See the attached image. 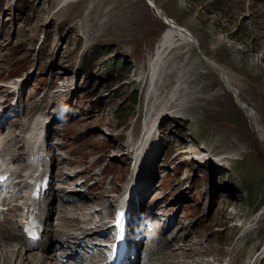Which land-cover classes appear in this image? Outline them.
<instances>
[{
  "label": "rangeland",
  "instance_id": "1",
  "mask_svg": "<svg viewBox=\"0 0 264 264\" xmlns=\"http://www.w3.org/2000/svg\"><path fill=\"white\" fill-rule=\"evenodd\" d=\"M65 1L0 0V70L3 78L10 72L18 73L10 85L19 86L14 106L19 112L0 121V135L12 130L15 118L27 112L30 102L48 93L44 108L28 111L26 128L38 132L39 119L48 117L53 129L69 138L70 145L64 143L63 147L66 154L76 149L72 156L84 155L81 159L86 160L92 152V160L100 148L106 153L104 157L111 154L110 162L117 163H109L113 178L121 174L126 179L136 160H121L114 150L122 153L129 138L126 134L132 131L139 114L142 127L152 106L158 112L170 102L168 108L174 109L159 117L161 130L156 137L161 142L155 148L154 140L148 142L139 155L143 172L149 169L147 162H152L151 174L157 164L153 183L161 185L147 195L145 207L158 211L157 215L164 218L162 223L172 220V227H177L179 219L189 225L199 224L198 237L192 242L184 234L187 238L181 243V253L199 254L187 259V264H221L233 242L238 249L246 245L247 238L257 247L262 244L261 250L253 254L245 246L237 264H246L251 254L258 262L264 254V141L223 75L236 89L239 101L253 109L264 126V0H155L169 19L196 38V43L169 52L157 78L155 95H149L153 89L149 61L168 28L158 9L150 6L149 0ZM141 68V80L149 79L148 91L142 89L136 75L131 76ZM59 78L63 86L52 89ZM133 78L138 79L133 82ZM118 79H127V83L113 96H106ZM8 89L10 93L13 88ZM134 90L137 93L133 94ZM17 93L7 99V112L0 107L1 115L12 112ZM103 96L106 109L96 116L102 110L96 104ZM84 113L89 119L83 118ZM121 131L125 134L118 136ZM16 134L21 135L18 128ZM179 149L196 154L202 150L210 154L211 150L217 156L235 150L232 154L238 159L222 161L225 165L218 167L220 157L200 164L198 155L192 157L191 164H181L191 153L180 152L176 157ZM178 164L182 168H176L180 172L176 174ZM72 168L69 165L66 171L72 172ZM111 177L108 172L107 179ZM121 180L117 177L111 189ZM184 204L189 206L184 208ZM241 221L253 229L245 234V228L237 227ZM166 229L168 233L170 225ZM185 230L182 226L176 233ZM55 251L59 252L57 248Z\"/></svg>",
  "mask_w": 264,
  "mask_h": 264
},
{
  "label": "bare ground",
  "instance_id": "2",
  "mask_svg": "<svg viewBox=\"0 0 264 264\" xmlns=\"http://www.w3.org/2000/svg\"><path fill=\"white\" fill-rule=\"evenodd\" d=\"M65 2L68 3L69 1L67 0ZM149 5L152 6L153 8L158 7L155 0H150ZM61 8L62 6L58 5L57 9L60 10ZM158 11L161 17H163V19L168 24V28L163 33L162 38L156 47L155 56L152 59L150 58L149 61V70H150L149 76L151 78L150 83L153 88L151 91L149 90V95L150 93L151 95L156 94L155 90L158 86L157 81L159 80L157 78L158 76H160L161 69L165 66L164 64L167 58L169 57L170 53L174 49L179 48V46L189 44L190 42L196 43V41H194V39L196 38L189 30H187L182 26H179L176 22L169 19V17L164 11H163L164 14L160 12L159 9ZM204 59L208 62L210 61L209 63H213L214 65H216V63L213 62L212 60L208 58H204ZM139 75H141V72ZM137 79L138 78L136 79L133 78L131 80L134 82ZM3 91L8 92V90L5 87L3 88L2 85H0V93ZM174 96L175 95L171 96L172 99L174 98ZM147 98H149L150 100L149 96ZM41 101L43 102L42 99ZM42 102H40L39 105ZM169 103L170 102L163 104L160 111L158 112H156V108L152 106L149 112H147L148 118L150 117V119L146 123L145 128H143L141 133H138L139 130L138 127H136L133 133L131 134L128 143L126 145L123 143L121 158H125L128 161L133 159L134 161L137 158V156H135L138 154L137 151L140 149V147H144L146 145L148 141V137L151 138V141L154 140L153 144L156 145V141H155L156 130L153 131L152 128L154 126L148 123L152 120V118L156 114L165 115L169 111L173 110L174 107L168 108ZM239 103L243 105L242 107V105L239 104L244 111L247 110L245 112L246 115L250 118L251 122L255 126V129L258 131V134L261 137L260 139L264 141V126L261 124L256 112H254L253 109L250 110L248 106L244 105L241 101ZM39 105L37 102L36 106ZM41 124H42V129L40 130V132L45 131V124L43 122H41ZM14 125L18 127L21 131H26L23 121L20 120L16 122ZM62 137H63V141H62ZM62 137L59 139L57 145L60 148L66 146L64 145V143H66L67 146L70 145L68 136L64 134ZM134 138L138 140L137 143L135 144V150L132 152L130 151L126 152L124 148L129 150ZM143 139H145L144 143L142 142ZM13 140H16L15 143L13 144L15 154L14 156L8 157L6 156L5 152L9 146V141H13ZM18 140L19 139L15 134H13L10 138L5 136L2 142L3 147L0 148V154L3 157L9 158L13 163H15L14 161L19 158L21 159L22 157H26V161H24V166H23L25 167L29 163L30 155L27 154V151L24 152L27 154V156L23 155V151L20 149V146L18 145ZM50 150L52 152V156L55 157V149L50 147ZM104 155H106V153L102 152L103 157ZM230 155L232 158H235V156H233L234 154L231 153ZM200 158L198 159V162ZM72 159L73 158L70 155L62 154V156H60V160L58 161V171L56 176L57 179L61 182L62 189L65 190V193L59 195L56 192L57 188L56 190L55 188H52V190L49 192L48 196L44 200L45 206L42 207V214L47 222L50 219L55 209V205H56L55 199H57V197L59 198V201L62 204L59 210V218H58L59 221L57 222V225L53 227V225L48 221L47 227L44 231L43 239L40 242L27 243V241H25V239L22 238L18 233V231L20 230V225L17 219H14L11 215L5 216L4 219L0 220V264H84L82 260H78L81 259L82 257L78 255L76 250H78L83 245H88L91 242L90 239L92 238L93 230L106 227L107 225L106 218L108 217L109 214V213L107 214L104 213V210L106 209L105 206L101 207L99 210L98 209L93 210V206L94 204H103L109 202L110 203V205L108 206L109 208L114 203L115 197L111 196L112 195L111 190L105 188L106 181H104L102 178L99 177L96 178L94 183L87 186L85 191L86 193L84 194H76L73 192H69L71 191V189H69V191L67 192L65 186L69 185V187L72 188L74 184H77L75 180L81 174L83 173L88 174L85 182H83L81 185L87 184L89 177H93L96 174H100L99 172L94 171L93 169L94 163L92 162L88 163V158L86 160L80 159V162L84 164V167L82 169L73 170L72 172L66 171L69 165L74 167ZM107 166H109V163ZM18 167L21 166L20 165L9 166V169L13 172H16L18 170ZM112 167L113 166H111L110 168ZM151 167H152V162L149 161L148 162L149 169L146 172L144 171L143 174H141L140 176H138L137 185L134 187L133 185H134L135 176L132 175L131 177L128 190L129 188L133 187L132 189L136 190L138 193L137 197L131 201L132 210L135 209L136 206L143 208L144 199L146 195H148V193L151 191L150 189H153L155 187V185L154 186L152 185ZM113 180L114 178L112 177L110 181ZM23 181L26 183L27 179L24 178ZM115 190L121 191L123 190V186L121 185L120 187H118L117 185L115 187ZM126 192L127 190L125 191V193ZM79 195H82V197L84 198H80V199L76 198V196ZM23 207H24V200H20L18 203H13V206H11L9 209L17 214V210ZM174 214H176V212ZM153 215L154 217H156L155 221L158 220L159 223L162 225V223L160 222L161 218L157 217V214L155 216V213H153ZM178 222L179 223L177 227L174 229V231H172L173 222L171 224L169 223L167 224V226L170 225V232H173L171 237L167 238L163 234H161L160 237L157 239V241L153 240L154 244L158 246L160 250L163 249V251H165L164 252L165 255L160 258V264H187L186 263L187 259H191L199 256L198 253H191V252L181 253V251L184 250L181 243L185 240L186 237L185 235L190 236L189 237L191 238L190 241L193 242L198 237L197 232H198L199 224L189 225L186 223H182V220L180 219L178 220ZM87 224H92V227L91 228L85 227ZM182 226L186 227L184 233H176V231ZM238 226L240 225L238 224L237 227ZM174 233H176L175 236ZM172 238H174V240H171ZM15 240L17 241L13 242ZM7 245L8 246L11 245L14 249H11L10 246L8 247ZM55 247H62L61 250H59L60 248H57L60 251L59 254L55 253V249H54ZM243 249L244 246L237 249V242L234 241L230 247L229 255L225 257V259L229 257L232 260L233 264H237V261L241 257L240 254ZM181 255H183L184 258H182ZM65 259H68V261L74 260V262L71 261V263L70 262L66 263ZM225 259L223 260L222 263L221 262L220 263L225 264L226 261Z\"/></svg>",
  "mask_w": 264,
  "mask_h": 264
},
{
  "label": "water",
  "instance_id": "3",
  "mask_svg": "<svg viewBox=\"0 0 264 264\" xmlns=\"http://www.w3.org/2000/svg\"><path fill=\"white\" fill-rule=\"evenodd\" d=\"M149 2H150V0H149ZM156 9H159L160 10V12H162L163 13V10L161 9V8H158V7H155ZM164 14V13H163ZM217 65V64H216ZM218 67H219V69L220 70H223V69H221V67L219 66V65H217ZM223 78H224V82H225V84H226V86L228 87V89L229 90H231L234 94H235V98H236V101H237V103L238 104H240L239 102V96L236 94V89H234L231 85H229V83L227 82V80H226V76H225V74L223 75ZM229 85V86H228ZM240 105H242V104H240ZM242 107H243V105H242ZM247 110H245V112H246Z\"/></svg>",
  "mask_w": 264,
  "mask_h": 264
}]
</instances>
